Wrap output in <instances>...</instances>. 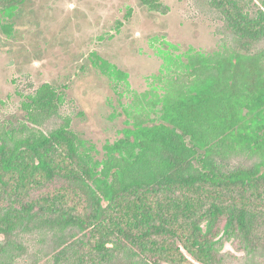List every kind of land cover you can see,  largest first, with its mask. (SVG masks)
Listing matches in <instances>:
<instances>
[{
	"label": "trees",
	"instance_id": "16d2710c",
	"mask_svg": "<svg viewBox=\"0 0 264 264\" xmlns=\"http://www.w3.org/2000/svg\"><path fill=\"white\" fill-rule=\"evenodd\" d=\"M252 2L249 37L264 42ZM231 39L209 53L163 43L102 156L62 117V87L26 95L27 120L0 124V264H264V46ZM92 63L128 88L116 64Z\"/></svg>",
	"mask_w": 264,
	"mask_h": 264
},
{
	"label": "rangeland",
	"instance_id": "374dc122",
	"mask_svg": "<svg viewBox=\"0 0 264 264\" xmlns=\"http://www.w3.org/2000/svg\"><path fill=\"white\" fill-rule=\"evenodd\" d=\"M14 1L0 0V9ZM239 1L249 12L240 21ZM163 2L164 9L152 11L140 0H24L13 17L0 13V124L26 121L25 96L51 83L65 92L62 117H70L77 134L102 156L125 125L129 90H147L160 71L163 43L209 53L233 45L232 36L252 39V0ZM256 2L264 6V0ZM248 44L252 50L264 46L258 39ZM97 56L128 73V88L115 86L92 63Z\"/></svg>",
	"mask_w": 264,
	"mask_h": 264
}]
</instances>
